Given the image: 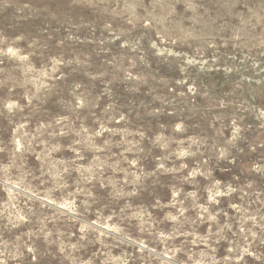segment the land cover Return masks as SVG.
<instances>
[{"label":"rangeland","instance_id":"obj_1","mask_svg":"<svg viewBox=\"0 0 264 264\" xmlns=\"http://www.w3.org/2000/svg\"><path fill=\"white\" fill-rule=\"evenodd\" d=\"M0 264H264V0H0Z\"/></svg>","mask_w":264,"mask_h":264}]
</instances>
